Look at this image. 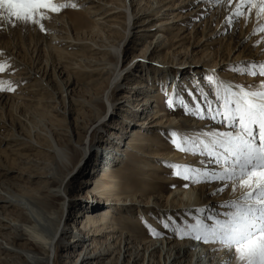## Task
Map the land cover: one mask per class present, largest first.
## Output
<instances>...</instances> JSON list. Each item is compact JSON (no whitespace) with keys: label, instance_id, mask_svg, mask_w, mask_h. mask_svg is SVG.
<instances>
[{"label":"rangeland","instance_id":"obj_1","mask_svg":"<svg viewBox=\"0 0 264 264\" xmlns=\"http://www.w3.org/2000/svg\"><path fill=\"white\" fill-rule=\"evenodd\" d=\"M94 1L96 3L90 4L85 0H53L56 5L66 4L68 6L59 12L45 11L44 19L40 22L43 31L40 25L30 22H0V64H3L5 68V71L0 72V82L3 83L5 89L9 85L13 89L0 91V156L15 158V153H17L15 149L21 148L15 142L6 148L7 143L2 142L3 140L22 139V144L28 150L24 148L21 152L23 155H32L31 157L37 162L34 171L41 173L45 166L43 164H46L47 159L49 161L51 156L39 149L32 151L30 147L35 146L34 135H39L40 139L35 141H39L43 146H46L45 140H43L44 136L48 137L49 135L52 140L56 141L58 147L68 149L69 156L73 157V166L80 155L81 144L87 146L90 144L88 148L90 156L88 157L89 154L85 149L86 157L80 163L79 171L84 172L86 176L89 172L92 175L91 171L95 166L98 171L94 174L95 178L90 181L92 184H89L88 188L84 190L83 187L86 185L83 182H87L89 179H83L82 176L76 174L78 177L71 181L72 190L68 198L71 200L79 193L81 195L83 192L94 189L95 180L100 178L97 176L104 175L103 171L117 165V163L109 164L107 158L100 160L102 148H105L104 151L111 152V145L114 147V143L122 144L127 137L135 133L133 139H139L137 141L141 146L139 151L141 155H136L137 160L129 155L124 154V156L121 149L117 152L114 150L115 158L119 159V163L122 160L123 162L127 161V167L123 170L124 177L127 179L121 177L116 179V175H111L109 178L111 183L119 187L117 192H120L121 196H130L139 192L136 194H141L137 197L142 199L140 200L142 204H147L151 197H159L162 204L167 202L173 207L179 205L182 199L193 201L194 192H199L198 190L203 185L204 191L214 184L221 186L220 182H198L205 179L203 162L206 155L194 153H198L201 149L200 140L202 138L199 137L201 136L199 134L206 133L199 132L198 125L208 123L210 128L208 132L227 129H224L219 117L215 122L210 118H201L198 108L205 109V117L210 116V113L206 111L207 103L212 101V107L215 105L213 107L215 109L216 94L222 98L226 95L222 92L219 93L220 87H215L216 81L220 78L215 74V70L219 68L218 66L212 68L214 65L223 66L218 70L220 77L238 78V75L241 74L249 81L251 89L256 86L260 87L264 77L259 75L254 77L248 74L249 69L246 66L252 64L259 66L254 58H258L259 54L264 52V31L261 30L264 29V15H258L257 9L254 7L249 10V6L236 15V0H219L218 2L215 0H126L128 4L131 3L132 19L136 18L132 20V23L139 20L140 22L136 23L131 31L135 38H129L130 40L127 39L121 43L124 33L122 15L116 17L113 15L103 20L111 21L113 19L112 21H116L115 27L118 29H115L114 32H109L103 25V21L95 24L94 20L99 18V3L106 2L107 6L111 4L110 6L122 10V8L120 9L123 6L121 1L124 2V0ZM138 10L145 12L148 18L144 19L143 12L136 15ZM227 17H231V25L226 21ZM114 22L111 23L114 24ZM13 23L16 26H12ZM141 23H144V28ZM106 25L109 26L107 22ZM149 28L153 29L151 33L146 32ZM150 43L152 44L144 55V50L149 47ZM94 44L112 46V51H117L121 47L122 58L126 60L123 64L133 61L135 66L139 62L136 68L131 67V72L125 75L120 88L114 94L113 108L120 107L118 110L114 109L115 113L111 117L112 119L103 128V132L96 133V136L92 135L93 130L91 129L87 132L79 129L96 109L99 108L103 111L102 105L96 106L100 102L97 99L100 98L99 94L102 93L110 78L107 65L108 69L101 73L99 78L97 77L98 83H95L96 85L89 83L91 79V75L87 71L88 65H90L89 60L102 59L101 55H95L89 51V46ZM154 46L158 47L152 51ZM151 51L153 53L150 55ZM177 62L182 64H186L185 62L203 63L201 75L196 72L179 74L171 68L165 71L164 64L168 63L169 66H172ZM156 68L159 70L156 71ZM259 71L260 68L257 67L256 72L259 73ZM61 72L62 75L58 77ZM195 81L196 84L193 86L192 83ZM67 82L71 84L68 89L71 92L69 97L71 103L69 104L65 93H63ZM141 86L144 87L140 88ZM209 92H211V96ZM138 96L144 99H157V103L152 104V107L154 106V110L161 116L155 122L149 123L145 113L133 108V105L137 104L134 100ZM94 99L98 103L94 104ZM169 100L174 104V108L168 103ZM68 107L71 113L62 115ZM186 112L188 114H185ZM108 117L107 113L105 121ZM178 119L183 121L180 125L175 124ZM143 123L144 125H142ZM221 128L222 130H220ZM67 131L72 135L71 147L67 146L68 138L62 135L67 134ZM56 132L62 134L55 136ZM108 133L111 138L108 140V144L102 147L100 143L109 138ZM206 136L203 140L206 139ZM28 137L31 138L30 141ZM173 139L187 151L177 150L172 142ZM157 155L164 157V160L155 161L152 159ZM131 165H133L132 168L134 167L133 170L131 167V169L129 168ZM184 166H191L193 169L190 181L183 179L181 175H174V171L187 174ZM212 167L215 168V165H210L208 170L211 171ZM24 173L28 174L30 170ZM208 177L207 179H211ZM2 180L0 179V181ZM106 182L108 183V181ZM226 183L227 186L222 192L210 196V198L227 202L235 193L241 195L243 191H247V189H241L238 181L235 191L229 190V187L232 186L230 181ZM186 184L187 187H185ZM35 185L36 183L31 186ZM174 192H179L180 199H172ZM114 194L116 193H112V196H115ZM205 199L206 196H204L201 206L182 213L170 214L169 211L163 212L164 214H151L146 209H144L146 212L139 213L142 208L136 206L131 209V212L113 211L111 220L123 229L131 225L133 228H139L135 235L140 237V240L147 241L149 238H157L162 243L169 239L174 242L189 241L188 243L195 247L196 252L210 248V251L216 250V252L224 253L222 245L198 241L194 238L195 234L190 232L197 218L210 224L211 222L207 219L208 215L220 216L227 210L224 208L215 211L198 209L207 205L208 208L211 207V200ZM84 205L83 202H76L65 215L68 213V216L73 217L79 210L84 212ZM106 211L108 210L104 209L102 212ZM68 224L71 225L70 227H75L76 223ZM158 234L163 237H158ZM77 245L78 248L69 251L68 264L80 263V260L76 259V254L81 250L82 242ZM4 246L10 249V246ZM216 246L219 248L215 249ZM159 255L160 251L156 254L157 263L162 259ZM231 259L230 264H239L234 255ZM138 263L142 264V261ZM0 264H5V262L0 261ZM202 264H207V260H203Z\"/></svg>","mask_w":264,"mask_h":264},{"label":"bare ground","instance_id":"obj_2","mask_svg":"<svg viewBox=\"0 0 264 264\" xmlns=\"http://www.w3.org/2000/svg\"><path fill=\"white\" fill-rule=\"evenodd\" d=\"M85 1L89 2L90 4L96 3L94 0ZM215 1L218 2L219 0ZM121 2L123 3V6L120 7V9L122 8V10H119V8L117 7L115 8L110 6L111 4L107 6L108 4L106 2L104 4L99 3V18L94 20V22L95 24H97L101 23L100 21H103L110 16L115 15L116 17L118 15H122L124 21V33H121L123 35L121 43H124V41L129 38H135L134 35L132 36L131 33L133 32L131 31L136 23L139 24L140 20L138 22L132 23V20L136 18L132 19V14L130 12L131 3L128 4V1L126 2V0H124V2ZM242 7L244 9L246 6ZM139 12L143 11L138 10L136 15H138ZM143 15H145V12H143ZM147 18L148 16L145 15L144 19ZM112 20L103 21V25L108 29L109 32H114L115 29H118V27H115L116 21L114 22ZM106 22L109 26L106 25ZM111 22H114V24H112ZM143 25L144 23L141 26L143 27ZM151 30L153 29L149 28L146 32L151 33ZM151 44L152 43L149 44V47L145 48L144 55L148 52ZM89 47L90 52L95 55H101L100 58H102V61L100 59L89 60L90 65H88L89 69L87 70L91 75L89 83L91 85H96L101 73L106 71L108 67V71L110 74V78L107 81L102 93L99 94L100 98L97 97L99 98L97 99V101L100 102L96 106L100 107V105H102L103 111L99 108L96 109L94 113H92L91 117L85 120L82 127L79 128L83 132H87L89 129H91L93 130L92 135L96 136V133L103 132V128L112 119L111 117L115 113L114 109L117 108L118 110V108L120 107L116 106L113 108L115 102L114 94L120 88L122 80L125 79V75L131 72V67L134 66V63H132V61L123 64L126 62V60L122 58L123 52L121 50V47V49L119 48L117 51H112L113 47H106L105 44H94L90 45ZM157 47L158 46H154L152 51H154ZM152 51L150 52V55L153 53ZM254 61H256L259 65L264 64V52L260 53L258 58H254ZM138 63L134 66V68L138 66ZM185 63L186 64L177 62L172 66H169L167 63L164 64V69L166 71L168 68H171L175 73L179 74H188L189 72H191L190 74H192L196 72V74L201 75L203 63ZM107 65L108 67H106ZM216 66H218L219 69L223 68V66H221L220 64L214 65L212 68ZM219 69L215 70V74L220 78L216 81L217 84L215 83V87H220L219 93L222 92L226 94L225 88H228L229 86H232L236 91L239 90V86H244L246 90H261L258 86L251 89L249 87V81H247L241 74L238 75V78H229L227 76L220 77L221 75L218 73ZM155 70L158 71L159 68H156ZM124 72L125 74L123 75ZM61 75L62 72L58 75V77ZM195 84L196 81L195 83H192L193 86H195ZM70 87L71 84L67 82L64 88L65 90L63 92L65 93V96L68 100V104L71 103V100L69 98L71 92L68 91ZM143 87L144 86H141L140 88ZM210 93L211 92H209V94ZM97 101L96 99H94V104L98 103ZM134 101L137 104L133 105V108L135 110L137 108V111L140 110V112L143 114L145 113L146 117L149 119L147 120L145 117V121L147 120L149 123L151 121L155 122L161 116L159 112L154 110L155 107H152V104L157 103V99H144L138 96ZM69 107L67 108V111H63L62 115L71 113ZM107 113L109 114V117L107 121H105ZM182 122L183 121L181 119H178L176 120L175 124L180 125ZM142 125H144V123ZM208 126V123H205L204 125H198L197 129H200L199 132H208L210 130ZM220 130H222V128ZM66 133L67 134L56 132L55 136L56 134H62L63 136H66L68 138L67 146L71 147L72 135L68 131ZM109 135L110 133H108L109 138H107L106 141H101L100 145L102 147L108 144V140L111 138ZM134 135L135 133L127 137L122 144L119 142L114 143V147H112L111 145V152L104 151L105 148H102L103 150L101 151L103 152H100V160L101 158H107L109 164L117 163V165L114 167L112 166V169L103 171L105 172L104 175L97 174V177L100 178L95 180L94 189L86 191L87 193L83 192L81 193V195L79 193L77 197L71 200L68 199L69 194L72 190L71 181L75 177H78L76 174L82 176L83 179H89L87 182H83L86 185L85 187H83L84 190L88 188L89 184H92L90 183V181L95 178L94 174L98 171L96 170V166L91 171L92 175H90L89 172L86 176L84 172H82L81 170L79 171V165L86 157V150L88 152L90 144L88 146L85 144H81L82 148L80 155L77 162L73 166V157L69 156L68 149H61L60 147H58V145L55 143L56 141L52 140L51 136L49 135L48 137H45L43 135V140H45L44 142L46 145L43 146V144L39 141H35L36 139H40L39 135H34L33 139L35 146L30 147L32 148V151L39 149L46 155L51 156H48L49 161L47 159L46 164H43L45 165L43 171L41 173H36V171H34V169L37 167V162L35 161V159L31 157L32 155H23V153L21 152V150L26 148L22 144V139L10 138L3 140L2 142L7 143L6 148H8L9 145L12 146L14 142L17 145H20L21 148L15 149V151L17 152L15 153V158L0 156V179H3L2 181H0V261H4L5 264H68V259L70 258L69 251L71 249L78 248L77 244L82 242V246L80 247L81 250L76 254V259L80 260L79 264H139V261H142V264H202L203 260H207V264H230V262L227 261L229 260V257L225 251L224 253H221L219 251L216 252V250L210 251L209 248L208 250L206 249L203 251L201 250L200 252H196L195 247L188 243L189 241L174 242V240L171 241L169 239L168 241L162 243L159 242L157 238H149L147 241H144L145 239L140 240V237L138 238L135 235V233H137L136 231L139 230V228H133V226L131 225L128 228L123 229L111 220L113 211L117 212L121 210L124 212H131V209L136 206H140L137 208H142L139 213L149 210V213L151 214H164L169 211L170 214H176L190 211L194 207L201 206L202 200H204V196H206L205 200H211V207L208 208L207 205L203 208L198 209L215 211L220 209L217 204L225 203V201L216 200L213 197L210 198V196H215L217 193H219L217 192V189L223 186L215 184L212 187H208L205 191L203 187L204 185L198 190L199 192H194L192 190V192L195 193V198L193 201L191 199H182L179 205L173 207L167 202H164L162 204L159 197H151L147 204H142V202L140 201L142 199H139V197H137L141 194H136L139 192H136L135 194L130 196H121V194H119L120 192H117L119 187H116L115 184L111 183L109 181V178L111 177V175H116V179L118 177L125 178V172L123 170L127 167V161L123 162V160L121 159L122 162L119 163V159L115 158V151L117 152L121 149L120 151L123 152V155H129V157L135 158L136 160V155H141L139 153L141 146L137 141L139 139H133ZM199 135H201L199 137L204 139V133ZM196 139L198 140V136ZM208 139L209 137L206 136L205 141H208ZM30 140L31 138H29V141ZM26 149L28 150V148ZM88 154L89 157L90 153L88 152ZM102 155L105 157H103ZM158 156L159 155L152 159H154L155 161L164 160V157ZM204 160V169L212 165L207 156ZM132 166L133 165L129 166V168H132ZM133 169L134 167L132 168V170ZM28 170H30V173L25 174L24 172ZM125 179H127V177ZM106 181L111 184H108ZM35 183V186H31ZM225 188L226 187H224V189ZM232 189V186L229 187V190ZM112 193H116L114 194L115 196H112ZM84 194H86V196H84ZM178 195L179 192H174L172 199H180ZM239 196L240 195H238V193H235L227 200V202L233 201ZM77 200L79 201V203L83 202V204H85L84 212L79 210L78 213L73 217L70 215L68 216V213L67 215H65L66 212H68V209H72L73 204L78 202ZM104 209H107L108 211L102 212ZM154 210L156 211L154 212ZM73 221L77 224V226L75 224V227H70L71 225L68 223L73 224ZM160 236L163 237V235L158 234V237ZM4 245H7L8 247L10 246V249ZM218 248L219 247L215 249ZM158 251H160V258H162L161 260L159 258V263L156 262V254L158 253Z\"/></svg>","mask_w":264,"mask_h":264},{"label":"snow or ice","instance_id":"obj_3","mask_svg":"<svg viewBox=\"0 0 264 264\" xmlns=\"http://www.w3.org/2000/svg\"><path fill=\"white\" fill-rule=\"evenodd\" d=\"M236 2V15L242 12V6H249V10L254 7L258 15H264V0ZM67 6L56 5L53 0H0V22H30L40 25L43 31L40 24L44 19L43 13L59 12ZM226 21L231 25V17H227ZM12 26H16L15 23ZM246 67L249 69L248 74L264 77V65L252 64ZM257 67L260 68L259 73L256 72ZM3 71L4 65L0 64V72ZM260 89L252 91L239 86L236 91L229 86L225 88L226 95L223 98L216 94L215 109L211 101L207 103L206 111L210 116L205 117V109L198 108L201 118H210L215 122L219 117L227 129L206 132L208 141H200L201 149L194 154L206 155L215 168L211 171L205 168L203 171L206 178L198 182H220L223 185L217 189L220 192L229 181L235 191L238 181L241 189L247 191H243L237 199L219 205L218 207L227 210L220 216L208 215L210 224L197 218L190 232L195 234L194 238L198 241L222 245L229 262L234 255L239 264H264V80H261ZM4 90L13 89L11 85L5 89L0 82V91ZM168 103L175 107L171 100ZM172 142L177 150L187 151L175 139ZM184 168L187 174L174 171V175H181L183 179L190 181L193 169L191 166ZM208 176L211 179H207ZM187 186L186 184L185 187Z\"/></svg>","mask_w":264,"mask_h":264}]
</instances>
